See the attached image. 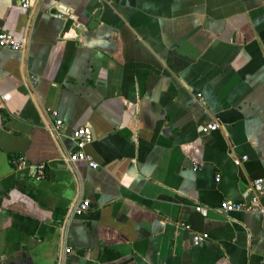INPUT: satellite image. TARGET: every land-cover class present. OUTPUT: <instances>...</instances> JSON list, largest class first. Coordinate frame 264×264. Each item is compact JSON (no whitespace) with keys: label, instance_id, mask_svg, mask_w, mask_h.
I'll return each mask as SVG.
<instances>
[{"label":"crops","instance_id":"obj_1","mask_svg":"<svg viewBox=\"0 0 264 264\" xmlns=\"http://www.w3.org/2000/svg\"><path fill=\"white\" fill-rule=\"evenodd\" d=\"M31 1L0 0L1 264H264V218L221 210L264 180V0ZM84 126L99 169L63 161Z\"/></svg>","mask_w":264,"mask_h":264},{"label":"built area","instance_id":"obj_2","mask_svg":"<svg viewBox=\"0 0 264 264\" xmlns=\"http://www.w3.org/2000/svg\"><path fill=\"white\" fill-rule=\"evenodd\" d=\"M23 6L25 8H29L32 5L31 0H23ZM63 13H59L57 16L63 17ZM26 46V40L24 38H20L15 36L13 33L5 30L0 31V47L1 48H9L13 51H21ZM201 104H204V98L201 94L197 95ZM50 111V109H48ZM219 124H209L207 126L202 127V131L204 133L214 132L219 129ZM65 128V124L62 120H57L54 128L53 134L55 136L62 135L63 129ZM71 140L73 146L69 150L68 154L63 158V161L68 164L75 163H85L91 169H99L100 164L95 161L94 157L89 154L86 148L93 143L94 136L93 130L90 126H84L77 128L72 132ZM248 160V156H243L242 158H234V164L237 166H241L243 162ZM12 165L15 171H27L30 174L35 176L36 180H42L46 173V164H29L25 157L18 156L12 160ZM195 170H199L198 166H195ZM219 177H217V181H219ZM264 190V180L257 179L250 184L248 189L249 201L243 203H233L229 201H225L222 204L221 210L225 213H234V212H242V213H254L262 216L264 218V203L261 202V194ZM91 210V203L88 200H84L78 202L74 205L72 209V214L75 216H82L87 214ZM196 211L201 213L203 216L208 215V209L198 206ZM182 227H186L185 223H181ZM210 240V235L208 233H198L193 236V245L195 247H202ZM67 253L71 252V249L66 250ZM2 256L0 254V264L2 263Z\"/></svg>","mask_w":264,"mask_h":264},{"label":"water","instance_id":"obj_3","mask_svg":"<svg viewBox=\"0 0 264 264\" xmlns=\"http://www.w3.org/2000/svg\"><path fill=\"white\" fill-rule=\"evenodd\" d=\"M97 16H98V13L96 14V16H94V20L91 22V27H93V25L97 24V22H95V19Z\"/></svg>","mask_w":264,"mask_h":264}]
</instances>
